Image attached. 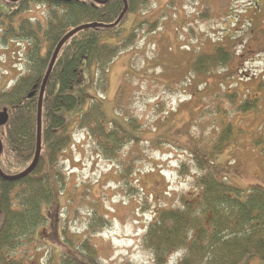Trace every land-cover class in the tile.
I'll return each mask as SVG.
<instances>
[{"label": "rangeland", "instance_id": "obj_1", "mask_svg": "<svg viewBox=\"0 0 264 264\" xmlns=\"http://www.w3.org/2000/svg\"><path fill=\"white\" fill-rule=\"evenodd\" d=\"M145 6L128 12L120 33L106 41L116 45L136 33L132 44L109 64L100 100L107 121L132 142L124 145L123 159L108 162L97 156L95 145L84 139L74 119L68 129L77 143L61 154L67 174L61 199L37 230L33 246L20 247L15 260L44 262L46 255L64 249L68 237L73 245L82 244L80 236L95 220L96 236L83 246L94 245L97 264H149V251L141 243L149 221L158 210L175 206L178 196L191 190L198 193L191 184L202 171L189 152L198 151L194 156L204 167L234 187L264 186V0H148ZM36 13L21 12L17 17ZM37 17L45 22L42 14ZM16 44L0 43L5 54L0 61V88L19 72L15 53L21 47ZM216 45L232 54L226 66L206 74L193 70V61ZM81 70L83 80L73 93L85 95L82 109L87 110L90 93L99 96L97 70L95 65ZM130 97V113L120 118ZM76 106L61 114L76 116L82 111ZM221 123H229L226 131L234 133L220 150H214L215 129ZM168 153L178 160L173 166L189 160L191 176L180 174L176 167L171 173H159L172 167L165 161ZM177 258L170 255L168 264H177Z\"/></svg>", "mask_w": 264, "mask_h": 264}, {"label": "trees", "instance_id": "obj_2", "mask_svg": "<svg viewBox=\"0 0 264 264\" xmlns=\"http://www.w3.org/2000/svg\"><path fill=\"white\" fill-rule=\"evenodd\" d=\"M146 2L127 0V12L144 9ZM31 3L47 5L45 25L17 17ZM1 5L12 6L8 11L0 9L1 41L15 39L29 44L24 72L10 87L0 89V110L6 108L8 113L6 124L0 127V168L5 174L21 172L33 159L39 91L57 43L77 26L102 24L76 32L57 55L43 94L42 144L36 167L18 181L0 177V264H24L15 260V253L20 247L33 246L36 229L47 221L49 213L45 214V209L57 204L67 181L60 154L72 136L67 131L69 118L61 111L73 109L85 98L84 94L73 93L75 85L82 81L81 68L95 64L104 87L108 65L132 44L136 34L116 45L106 42L120 33L118 29L127 12L115 22L123 10V0H108L105 4L92 0H20L10 4L0 0ZM231 58L230 52L219 48L214 54L199 55L192 67L208 73L212 68L226 66ZM130 101L131 97L125 110L120 111L124 118L130 113ZM78 125L88 132L101 157L116 162L123 159L122 149L131 138L106 125L99 103L94 102L81 114ZM230 130L219 134L216 150L230 138ZM194 160L202 171L191 184L198 193L191 190L178 196L175 206L158 210L142 234V248L150 254L149 264H168L173 254L178 255L177 264H249L254 260L264 264V190L234 187L206 169L198 158ZM125 170L129 171L127 167ZM179 173L190 174V164H181ZM97 228L95 220L90 221L89 231L80 236L82 244L73 245L68 237L64 249L50 253L46 264H97L94 245L83 246Z\"/></svg>", "mask_w": 264, "mask_h": 264}, {"label": "water", "instance_id": "obj_3", "mask_svg": "<svg viewBox=\"0 0 264 264\" xmlns=\"http://www.w3.org/2000/svg\"><path fill=\"white\" fill-rule=\"evenodd\" d=\"M11 2H16L17 0H9ZM97 3L103 4L105 3L107 0H94ZM124 2V9L122 11V13L120 14V16L118 17L116 23L122 18L123 14L125 13L126 9H127V5H126V1L123 0ZM94 26H102V24H97V23H91V24H85V25H81L78 26L74 29H72L71 31H69L67 34H65L61 40L58 42V44L56 45L54 52L52 54L48 69L46 71L45 77L43 79L41 88H40V93H39V98H38V110H37V137H36V150H35V155L33 157L32 162L30 163V165L23 170L22 172L18 173V174H14V175H5L1 172L0 170V177L3 178L4 180L7 181H16L18 179H21L23 177H25L26 175H28L31 171L34 170L39 156H40V150H41V103H42V96H43V92L48 80V77L50 75L51 69L54 65V62L56 60V57L62 47V45L72 36L74 35L76 32L83 30L85 28H89V27H94ZM7 120V114H6V110H3L2 112H0V126H2ZM2 149V144L0 142V152Z\"/></svg>", "mask_w": 264, "mask_h": 264}, {"label": "flooded vegetation", "instance_id": "obj_4", "mask_svg": "<svg viewBox=\"0 0 264 264\" xmlns=\"http://www.w3.org/2000/svg\"><path fill=\"white\" fill-rule=\"evenodd\" d=\"M246 45H247V54H248V42H246ZM247 93H248V77H247ZM248 122V115H247V121Z\"/></svg>", "mask_w": 264, "mask_h": 264}, {"label": "bare ground", "instance_id": "obj_5", "mask_svg": "<svg viewBox=\"0 0 264 264\" xmlns=\"http://www.w3.org/2000/svg\"><path fill=\"white\" fill-rule=\"evenodd\" d=\"M30 7H31V8H29V7L27 8V9H29V11L36 10V7H35V6H33V5L31 6V5H30Z\"/></svg>", "mask_w": 264, "mask_h": 264}]
</instances>
